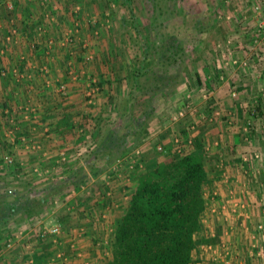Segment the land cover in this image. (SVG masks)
<instances>
[{
  "label": "rangeland",
  "instance_id": "374dc122",
  "mask_svg": "<svg viewBox=\"0 0 264 264\" xmlns=\"http://www.w3.org/2000/svg\"><path fill=\"white\" fill-rule=\"evenodd\" d=\"M16 1L20 4L18 5L19 10L12 13L10 12L11 0H0V47H2L1 50H3L5 54L0 53V101H2L4 91H8L10 86L8 79L12 66H19V64L15 65L19 60L6 58L8 57L7 53H9L11 46L8 45L7 47L8 43L4 39L8 35L7 32L11 30L10 26L12 24L14 26L13 30L16 31L15 36L17 37L20 34V30L23 28L21 21L24 18L21 14L20 6H27L33 18V22L31 24L29 23V26L32 27L33 25L36 27L41 23L46 27L45 36L38 32L35 33L32 28L22 30L21 34L29 44L33 42L37 44L38 42V60H40L38 69L43 67L41 59L46 62L49 60L50 56H54L53 53H56L62 58L59 61L60 63L55 61L56 64H54V66L57 65V69H60L61 72H65V67L69 66V62L71 61L70 67L73 68V70L84 72L81 79L84 80L86 84H88V76L92 78L95 77L98 83L101 79H105L109 90H105L103 87L98 86L99 91L95 100L99 97L102 100L101 106L93 105L95 106V110L91 113H94L95 116H97L96 114L98 112L103 111H105V113L107 112V114H109V112L114 113V107L112 105L117 106L121 103L124 94L128 92V82L126 79L128 78L129 66L141 53L140 38L134 31H129L128 24L131 18L127 7L124 6L120 0ZM131 1L139 28L150 36L151 41H158V38L163 34L190 40V38H194L195 33L198 32L196 25L198 20L199 22L201 20L204 24L203 26L207 29L205 33L201 34L202 41L197 42L195 45L193 44V46L187 49L188 51L195 50V55L192 57L193 60L189 58L190 72L195 73L198 71L203 78L213 75L216 72L220 76L219 83L211 87V89L194 87L193 89L197 88L196 90L198 91L192 92L190 90L191 88L189 89L188 85H185L174 101L168 102L163 106L158 114L161 124L157 126L158 128L155 131H151V135L142 142L140 146L142 151L141 156L143 158H152L150 157V155H152L156 160L165 158L166 155L157 154L156 152V147L159 145L158 142L162 139L171 141L173 136L181 138L182 131H186L188 133L187 135L193 139L197 138V141L207 145L208 154L212 158L209 167L214 171V177L216 176V178L218 177L219 179L222 174H227L230 181L232 180V183L238 189L241 187V182L246 181L245 176L247 175H245L244 171L250 168L255 172L254 179L256 184L260 183L261 188L258 190L257 185L256 189L252 188L251 194L247 197L249 200L248 203L251 205V213L254 211V213L258 215L259 212L261 216H264L262 214V208H264V206L256 202V195H259V197L261 196L264 202V174L256 172L261 164L249 162V164L247 163L248 166H246L241 160V156L244 154L252 156L256 153H260L264 159V132L260 133L261 122L262 125H264V116H260L262 120L259 121L258 118L252 116V113L249 112L250 109H253L252 107H254V105L258 104V100L262 99L264 103V90L261 89L264 86L263 1ZM108 3H110V6H108ZM65 4L70 7L67 8ZM76 5L81 6L80 16L74 15V8ZM257 5L261 6L260 11H256L255 7ZM205 6L206 8H204ZM46 14L54 17V21L51 22L45 19L44 16ZM74 17L79 20V38L82 41H87L89 47L86 51L83 50L81 46L82 41L77 40L75 43L71 44L72 46H65L62 47V49L55 48L54 45L50 50V56L47 55L45 51L46 41L52 39L54 43L60 42L65 30L69 29V22H71ZM96 31L98 32L97 36L94 35ZM197 34H199V32ZM17 46L18 44L14 49ZM71 50L73 52L72 57L78 53L76 56L80 55L83 59L80 61L75 60V57H71L69 60L65 59V52ZM228 50L232 52L231 61L236 60L238 62L237 65L234 66L231 64L230 58L227 55ZM27 52L29 53V48H27ZM88 55L92 56L91 60L86 59ZM226 62H230V64L225 65ZM244 63L246 65H243ZM203 66L205 68H203ZM3 73H5V75ZM39 74L40 73H38V78H41ZM84 75L85 77H83ZM57 77L60 78V76ZM51 79L52 78H48L50 81ZM53 79L56 80L55 78ZM66 81L75 83V81L72 80H64V82ZM200 92L202 93V97H200ZM103 93L104 96H102V98L101 95H103ZM203 94L206 96L203 97ZM56 95H58L60 99L65 98L64 95L60 93H56ZM104 99H106V103H103ZM85 100L86 102L88 101L87 97ZM208 110L211 111L209 116ZM180 111L185 114L184 118L178 121L173 120V117ZM240 111L244 113L243 118H241ZM230 114L232 115V124H229L226 122L227 120L224 119L225 115ZM109 116L110 120H114L113 115ZM249 123L256 128V135L259 136L253 135L250 139L249 136H247L248 139L244 140L241 137V142H239L241 144L240 152L239 154L237 153L238 157L235 162H233V158L237 154L234 152V149H229L231 145L229 138L232 140V134L233 136L238 134V136H240L241 133H245V127ZM2 126L3 123H0V133L2 132L3 134L4 129ZM2 139L3 136L0 137V146H2ZM86 139V143L83 145L81 144L80 149L74 148L75 145L73 141V145H69L64 149L68 155V160L65 165H58L54 163V161L51 168H40L38 165V169L44 173L43 179L56 180L68 176L74 168L85 167L93 142L90 138ZM216 142L218 145H216ZM217 152L220 154H216ZM5 154V151H0L1 158H3ZM12 155L14 156V154ZM114 166L115 163H113L107 171H112ZM117 174L121 175L122 173ZM107 175L108 172L100 174L99 176L91 174L85 185L87 184V186H89L92 184L90 187L92 191L93 189L96 190L98 187L101 188L100 186L104 183ZM27 176L29 177V175ZM240 178L242 180H240ZM10 179L11 178H9V180ZM116 179V177L111 179L110 186H112ZM92 180H96V182L93 183ZM85 185L84 187L86 189L87 187ZM218 186L222 188L220 181ZM71 197L70 193L65 198L64 202L59 204L58 208L66 203L68 204L69 198ZM60 216H63L62 213H60ZM28 227L34 228L35 226H33L32 223V225L27 224V228Z\"/></svg>",
  "mask_w": 264,
  "mask_h": 264
},
{
  "label": "trees",
  "instance_id": "16d2710c",
  "mask_svg": "<svg viewBox=\"0 0 264 264\" xmlns=\"http://www.w3.org/2000/svg\"><path fill=\"white\" fill-rule=\"evenodd\" d=\"M120 2L130 12L129 31H134L141 40V53L129 66L126 79L128 92L124 94L121 103L112 105L114 113L106 112L104 118L102 113L97 118H90H94L99 126L91 133L93 142L85 167L74 168L66 177L41 180L38 183L32 180L34 178L21 181L19 177L15 179L18 183L9 182L5 179V173L0 172L1 230L25 221L32 224L36 220L46 219L70 193L79 192L91 174L99 176L108 172L111 175V172L107 171L111 165L118 159L127 158L151 135V131L158 128L161 124L159 111L165 104L174 101L185 85L194 92L198 91L197 88L193 89L194 87L211 89L219 83L220 76L217 72L205 76L206 78L198 71L190 72L189 62L194 57L195 50L187 49L202 41L201 34L207 29L201 20H198L196 25L199 34L195 33L194 38L190 40L163 34L158 41H151L150 36L139 28L132 1ZM18 5L20 4L16 0H11L10 12L19 10ZM20 11L24 16L23 20H20L23 29L32 28L35 33L41 34L38 31L41 23L36 27L29 26V23L33 22L29 8L20 6ZM74 20L75 17L69 22V28ZM10 29L8 35L14 29L13 24ZM104 83L106 82L100 80L97 85L102 87ZM201 94L200 92V97ZM263 104L262 99L258 100V104L249 112L264 116ZM4 109H0L1 116L4 115ZM207 112L209 116L211 111ZM109 115H113L114 120H110ZM224 119L232 124L231 114L225 115ZM85 125L78 127L85 130ZM256 131V128L251 126L249 132H243L239 137L244 140L248 139L247 136L249 139L253 135L259 136ZM263 132L264 129L260 128V133ZM187 134L182 131L181 143L177 148L171 142L172 139H162L158 142L162 151L157 150L158 145L156 152L166 155L165 158L156 160L152 155V158L142 157L144 169L132 174L136 179L135 184L128 188L125 194L127 199L121 218L111 227L108 245L104 248L109 255L105 264H195L200 260L199 257L198 260L195 258L200 255L201 244L216 243L221 239L222 225L215 226V240L210 239L209 230L203 224L207 216V200L204 193L214 177V171L209 167L212 158L208 154L207 145ZM238 139L241 141V138ZM188 140H191L192 144H188ZM16 168V173L21 176V168L18 165ZM75 203L72 200L67 205L76 213ZM39 238L41 237L38 234ZM60 252L64 256L70 255V245Z\"/></svg>",
  "mask_w": 264,
  "mask_h": 264
},
{
  "label": "crops",
  "instance_id": "0c3cea01",
  "mask_svg": "<svg viewBox=\"0 0 264 264\" xmlns=\"http://www.w3.org/2000/svg\"><path fill=\"white\" fill-rule=\"evenodd\" d=\"M22 30L24 29L22 28ZM22 30H20L17 37L13 38V42L7 44V47L9 45L11 49L6 58L19 60L15 63L19 66L14 67L12 64L8 79L10 86L8 91H4V96L0 101V109L5 108L4 111L9 112L6 116L0 115V123H3L2 128L4 129L3 134L0 133V137L3 136L0 151L6 152L3 158L0 156V160L3 161L8 155L14 154L12 157L15 158L16 165L20 166L23 175L20 176L19 174L17 176L16 173H11L10 169H0V172L5 173V179L9 182L16 183L15 177H19L21 181L26 178H34L32 180L38 183L41 180L38 181V178L32 174L33 168H38V165L40 168H51L54 159L60 152L65 151L64 149L67 146L73 145L72 141L75 145L74 148L80 149L81 144L86 143V138L92 140L91 133L99 126L94 118L101 113L104 118L105 111L98 112L97 116L91 113L95 110L93 105L101 106L102 100L99 97L95 100L96 95L91 103L86 102L85 89L87 84L81 79L84 72L73 70L70 66L65 67V72H61L60 69H57V65L54 66L55 61L60 63L62 57L59 54L49 55V60L46 62L41 59L43 67L38 69V66H40L37 50L38 42L37 44L34 42L27 43L25 37L21 36ZM77 40L82 41L79 34L75 37L74 43ZM17 44V49H14ZM67 46L72 45L67 44ZM27 48H29V53ZM55 48L62 49L61 41L55 43ZM72 55V50L66 51L64 58L69 60ZM76 55L75 58H72L77 61L83 59L82 56ZM69 70H73L80 75L78 82H64V80H70ZM38 73H40L41 78H38ZM57 76H60V78ZM48 78H52L51 81ZM101 81H105V79H101ZM61 85L67 87V94L62 99L56 95ZM102 87L109 90L106 83ZM263 87L262 90H264ZM102 96H104V93ZM104 102L106 103V99L103 100ZM240 115L243 118V111H240ZM92 117H94L93 120L90 119ZM83 124H86L85 127L87 128L85 130L78 127ZM13 125L15 126L13 127ZM238 138L241 137L238 135L233 136V134L232 140L229 138L231 144L229 149H234L236 154H239L241 148L239 143L241 141ZM23 139L32 140L38 148L34 151L26 149L22 142ZM216 154L220 153L217 152ZM238 154L234 156L233 162H235ZM120 173L122 174L114 176L117 179L112 186L101 182V188L98 187L92 191V188H90L92 184L89 186L86 184L85 191L82 190L85 188L82 186L79 192L72 193L69 202L72 200L76 202V213L66 203L56 211H51L46 219L36 220L33 223L34 228H27V224L30 225L31 223L25 221L21 224L8 226L3 230L0 229V264H82L85 260H88L91 264H105L109 255L104 248L108 245L111 227L121 218L126 201L125 194L127 190L133 187L136 180L133 176L135 172L129 173L124 169ZM9 178L12 180H9ZM218 180L216 176L212 177V183L206 191L212 187H217ZM92 182L94 183L96 180H92ZM60 213H62V217ZM252 214L253 223L264 222V216H261L259 212L258 215L254 211ZM56 218L58 221L60 219L59 222L64 226L63 234L58 241L60 244H55L52 237L38 239V231L43 226H50L58 222L55 220ZM62 219L66 220L63 221ZM80 229H83V233L80 238H77L73 256L72 253L70 255L66 254L63 261L59 260L57 262L55 259L56 254L62 250L65 251L68 245L72 244ZM9 239L14 243L10 250L6 248ZM198 257L200 260H198ZM195 260H198L195 264H208V261L201 255H197Z\"/></svg>",
  "mask_w": 264,
  "mask_h": 264
},
{
  "label": "built area",
  "instance_id": "2783aa9c",
  "mask_svg": "<svg viewBox=\"0 0 264 264\" xmlns=\"http://www.w3.org/2000/svg\"><path fill=\"white\" fill-rule=\"evenodd\" d=\"M9 1V0H7ZM263 4H264V0ZM43 4V3H42ZM11 8V4H10ZM256 11H260L261 6L257 5L255 7ZM81 12V6L76 5L74 8V15L80 16ZM45 19L53 22L54 17H52L49 14H46L44 16ZM74 25L65 30L63 33V38L61 40L62 47H65L67 44H72L75 41V37H77V34L79 32V20L75 18ZM38 31L41 34H46V27L44 24H40L38 26ZM16 31L13 30L9 35L6 36L5 41L13 42V38H15ZM17 35V34H16ZM94 35L97 36L98 32H94ZM55 43L52 39H48L45 43L46 46V54L50 55V50L54 47ZM82 49L86 51V49L89 47L87 41L81 42ZM0 53L3 54V50H0ZM227 55L230 58V62L232 65H237L238 62L236 60L231 61L232 52L231 50L227 52ZM87 60H91L92 56L88 55ZM230 62H226L225 65H229ZM243 65H246L245 63ZM70 66V64H69ZM70 77L69 79L75 82H78L80 80V75L77 74L73 70H69ZM5 75V73H3ZM87 88H86V97L88 98V102H92L94 100V97L98 94L99 88H98V81L95 78L89 77L87 82ZM58 93L62 95L67 94V87L66 85H61L59 87ZM206 95H203L205 97ZM235 96V94H234ZM255 106V105H254ZM3 114L6 116L9 114L7 110L3 112ZM1 115V111H0ZM185 114L180 111L177 113L176 116L173 117V120L178 121L179 119L184 118ZM252 116H255L258 118L259 121L262 120L260 116H257L255 112H252ZM212 121V120H211ZM249 125V126H248ZM245 127V133L249 131V128L252 126L250 123ZM15 125H13L14 127ZM260 128L264 129V125H262ZM247 139V138H246ZM23 145L28 150H36L38 146L32 141V140H22ZM172 143L177 148L180 143V137L173 136ZM188 144H192L191 140L187 141ZM216 145L217 142H216ZM179 149V148H178ZM158 151H162V146L157 147ZM142 151L141 147L134 150L127 158L125 159H118L115 161V166L111 172V175H107L106 179L104 180L105 185H110L111 179L114 178V176L117 173H120L121 170H127L129 173L138 172L144 169V162L142 160ZM67 153L65 151H61L60 154L54 159V163L58 165H65L68 157ZM242 162H244L247 165V163H255V164H261L260 168L257 169V173L264 174V159L261 156L260 153L253 154L252 156H247V154H244L241 156ZM240 160V162H241ZM17 165L15 163V160L12 156H7L3 159V161H0V169H10L11 173H16ZM20 167V166H19ZM257 167V166H256ZM245 177H249L250 180L242 181L241 187L238 189L236 186L232 183L233 181L229 179V176L227 174H222L220 176L219 181L221 183L222 188L219 186L212 187L208 191H205L204 196L207 200V216L203 220V224L205 228L209 230V237L210 239L217 240L216 232H215V226L218 224L222 225V233H221V239L217 241L216 243H203L200 245V255L203 256L206 261H208V264H264V222H252L253 214L251 213V205L247 202V197L251 194L252 188L256 189V185L258 190H260L261 185L260 183L256 184L255 181V172L252 170H245L244 171ZM19 173H16L15 175H18ZM32 174L36 176L39 180H42L44 177V173L38 169L37 167H34L32 170ZM257 175V174H256ZM112 177V178H111ZM16 178V177H15ZM18 178V177H17ZM19 179V178H18ZM235 182V180H234ZM242 188V189H241ZM82 190H86L85 188ZM254 191V190H253ZM74 193V192H72ZM256 202L257 204H261L264 206L263 199L261 196L256 195ZM126 198V197H125ZM127 199V198H126ZM262 214L264 215V208H262ZM57 220V218L55 219ZM58 221V220H57ZM63 224L61 222H55L53 225L50 226H43L39 231L38 234L42 239H46L48 237H52L54 240V243L59 245L60 243L59 238L63 234ZM79 233H77V237L73 240L72 244L70 245L71 253L73 256L75 247H76V241L77 238H80L83 233V229L78 230ZM14 243L11 239L7 240L6 248L12 249ZM56 261H63L65 259L62 252H58L55 257ZM82 264H90L88 260H85Z\"/></svg>",
  "mask_w": 264,
  "mask_h": 264
}]
</instances>
